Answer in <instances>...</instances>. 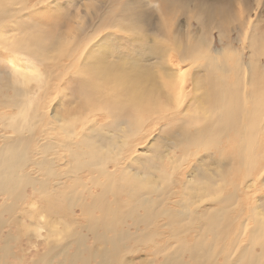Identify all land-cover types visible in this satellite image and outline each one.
Masks as SVG:
<instances>
[{"label": "bare ground", "instance_id": "obj_1", "mask_svg": "<svg viewBox=\"0 0 264 264\" xmlns=\"http://www.w3.org/2000/svg\"><path fill=\"white\" fill-rule=\"evenodd\" d=\"M28 1L0 0V56L19 76L11 80L18 89L0 94V109H15L14 114L0 117V194L9 197L30 190L37 198L38 204L30 203L28 209L33 210L24 215L33 237L43 236L41 230L46 233L49 251L39 261L130 264L127 256L149 244L158 245L160 236L175 245L167 252L163 244L153 254L160 256L157 264H221L219 257L222 264H263L264 215L255 214L253 226L242 224L232 236L243 205L241 195L247 196L251 187L233 180L240 170L243 179L264 174V105L253 102L248 108L253 98L246 92L254 80L247 79L248 70L256 68L264 49L260 25L249 18L236 21L244 25L243 38L249 40L243 44L249 53L246 65L226 45L228 26H235L233 8L239 5L240 17H249L250 1L111 0L118 6L111 23L106 22L113 9L112 4L107 6L110 0H65L69 3L64 7L58 0L51 6H45L47 0H35L31 7H37L38 17H23L30 9ZM146 4L150 14L143 10ZM179 15L184 17L183 26L175 30L187 40L181 48L164 20ZM61 17L66 23L58 24ZM64 27L67 30L60 32ZM113 28L125 38L115 41L111 32L103 33ZM214 33L221 47L212 52ZM64 58L65 70L77 66L72 74L82 79L81 101L67 112L70 121L66 116L48 121L57 139L46 138L38 130L47 115L41 92L47 95L44 80L58 77ZM190 97L206 102V107L203 103L186 107ZM103 118L108 120L105 138L84 137L90 127L92 133L100 131L95 124ZM171 118H183L184 124L191 120L196 132H201V122L217 127L209 131L207 144L218 150L220 160L229 162L226 170L218 168V175L231 178L214 183L203 165L208 177L188 176L181 181L188 160L206 150L200 138L185 146L186 141H181V147L164 154L166 164L144 163L137 169L138 162L129 159L136 137L150 125L172 123ZM192 147L194 152L183 153ZM54 149L62 154L50 155ZM33 154L38 158L31 160ZM231 206L234 211H228ZM68 215L78 232L69 233ZM189 236L193 242L185 240ZM57 257L61 258L54 260ZM147 264L155 263L149 259Z\"/></svg>", "mask_w": 264, "mask_h": 264}, {"label": "rangeland", "instance_id": "obj_2", "mask_svg": "<svg viewBox=\"0 0 264 264\" xmlns=\"http://www.w3.org/2000/svg\"><path fill=\"white\" fill-rule=\"evenodd\" d=\"M53 0H47L45 2V6H51L54 3H51ZM250 1V2H249ZM35 0H30L27 2V6L30 7V9L26 12L27 16L23 17H38L36 16L38 9L37 7H31L34 4ZM58 3H60L61 6L64 7V5L68 4L69 2H66L65 0H58ZM89 2V1H88ZM250 3V13L248 16H243L240 17L239 13V5H235L233 8L235 12V16L233 17L234 20V25L231 24L227 29L229 34L226 45L229 43V47H231L238 55H240L241 60L243 64L248 62V47L244 46L243 44H248V39H244V25L242 26L241 19H244L246 22L248 21V18L253 22L252 24L259 26L260 25V30H259V36L262 41H264V0H248ZM145 3L153 4L155 3L154 0H145ZM259 3V4H258ZM110 4L112 9V14L106 16V22L111 23L110 19L115 15L117 12L118 6L117 2L113 4V1H109L107 6ZM148 4L145 5L143 8L144 11H147V13L150 14V10L147 6ZM79 6V5H78ZM144 6V5H143ZM69 9H73L74 7H71L68 5ZM81 9V8H80ZM35 10V12H33ZM63 10V8H62ZM62 10L60 13H62ZM29 12L33 13L32 15H28ZM65 15L64 13H62ZM55 18V17H54ZM257 18V19H256ZM53 19V17L51 18ZM71 20V17H69ZM184 17L179 15L177 17H170V16H165L164 20L165 22L169 23L167 25V30L169 31V35L174 38L175 44H178V48H181L182 45L186 44L187 40L184 36H181V33L176 31L175 29L178 27L179 29L182 28V23ZM240 21L241 26H238L236 21ZM71 22V21H70ZM60 23H66L65 17H61V19L58 20V24ZM194 23L193 29L196 26L195 22ZM180 25V26H179ZM232 27V28H231ZM250 27V26H249ZM67 29L64 27L63 29L60 30L66 31ZM195 30V29H194ZM111 32L110 35H113L115 41L120 40L121 38H125V35L122 33V31H119L118 28H113L111 30L105 29L103 33ZM18 33V31H16ZM21 34V33H20ZM177 39V40H175ZM171 43V42H170ZM125 47L126 45L123 44ZM171 48L173 49V44L171 43ZM135 46V44H134ZM225 46V45H224ZM221 45L218 43L217 39V34L214 33V38L212 40L211 44V51L215 52L219 50ZM146 48L143 49L145 51ZM178 51V50H177ZM34 65V61H31ZM258 65L256 68L251 71V69L248 70L247 74V79L249 80L253 78L254 80L252 81L251 88H247L246 92L250 91V94L253 98V100H248L247 106L248 108L252 107V103L254 102L256 105H264V49H262L261 53H259L258 60H257ZM61 65H63L64 69H59L57 71L58 77L54 79L48 78L44 80V87L47 89V95H44V91L41 92V95L43 97V104H45L47 115L43 118L41 125L39 127V131H44L43 134H45L46 138H52L56 137L55 132L51 130L50 125L48 121L54 120V118H62L65 117L66 121L71 120L70 115H66L67 112L72 111L78 105L81 101V87H82V79L79 77H76L72 74V72L77 70V66L75 65H70L68 69L65 70L67 67V60L64 58L61 61ZM178 65V63H175V66ZM183 66V64H181ZM246 65V64H245ZM155 70V68H153ZM197 70V68L194 69V71ZM66 72L65 75H62ZM251 71V72H250ZM60 74V75H59ZM54 76V75H53ZM16 77H19L18 74L13 70V67L7 64L6 60L4 57L0 56V94L2 96L9 95L12 92V89H16L19 86H12L11 85V80L16 79ZM231 79V76H230ZM180 83V81H178ZM178 82L175 84L176 88L178 86ZM10 84V89L7 90V86ZM33 85V83H32ZM56 87V89H55ZM18 89V88H17ZM176 92V89H175ZM260 95V96H259ZM192 103V104H191ZM201 103L204 104L206 107V102H200V100L194 99L193 97H190L189 101L185 102V106H190L192 109L194 107L201 106ZM15 113V109H10V108H2L0 109V117L2 116H9L11 114ZM261 116V111L258 114ZM165 126H162L164 122H162L159 125L156 126H148L146 127L142 133L136 137V142H135V147L130 151L129 154V159L134 158L132 160V163L138 162V164L135 165L140 168V166L144 163L147 164V166L155 165V164H166V160L164 159V154L170 155L171 152L173 151V148H178L182 146L181 141L185 140L186 143L183 145L190 144L196 140V138H200L203 141V144H205L206 150H200L197 152V155L193 157L192 159L188 160L189 163V168L187 169V174L184 176H181L180 179L182 182L183 177L185 179L188 176H192L195 178L197 176L198 179L208 177V173H205L203 171L202 166L207 165L209 169L211 180L214 183L220 182V179H229L231 176H228L226 174L218 175V168L219 167H224V170H226L229 165L225 161L220 160L218 157V150L216 148H213L212 145L207 144L208 139H209V131H217L218 128L214 127L212 128L209 123L207 122H201L199 127L201 129V132H196L198 128L195 129L193 123L190 121L187 123H183V118L180 120L177 119H170ZM2 120H0L1 122ZM59 121V120H58ZM107 119H98L96 120L95 127L100 130L96 133H92L93 128L90 127L86 133L84 134V137H87L88 140H103L105 138L104 135V129L107 126H104L107 124ZM48 123V124H47ZM1 129V127H0ZM150 137H155L154 141L151 140L149 141ZM184 137H187L186 139H183ZM57 139V137H56ZM42 142L41 137L39 138V143ZM152 142L154 143L153 146H151ZM57 149V148H56ZM56 149H54L50 155H55V157L58 154H62V151L58 149L57 154H55ZM186 148L183 150V153H192L195 151V148ZM192 149V150H191ZM235 150H237L236 147H234ZM151 150V152L149 151ZM182 150V148H181ZM194 150V151H193ZM191 151V152H190ZM150 152V153H149ZM149 153V154H148ZM182 153V152H181ZM158 156L157 158H153V156ZM38 156L34 155L31 157V160L37 159ZM240 162V159L238 160ZM133 164V167H134ZM151 164V165H150ZM227 166V167H225ZM237 165H233L235 167ZM239 174V175H238ZM237 174V178H235V182H240L244 186H251L247 188V196H243V205L241 206V211L239 218L236 220L234 224V229H233V239L236 236V232L238 229H240V226L242 224H246L249 227L253 226L254 222L252 220L253 216L255 214H261L264 215V174L255 179V180H249V179H243L245 177L244 172L240 170V173ZM242 177V178H241ZM196 179V178H195ZM238 179V181H236ZM253 185V186H252ZM36 201L37 203V198L32 195L30 190H27L26 192H21V191H15L11 194L9 197H5L4 195L0 194V264H42L39 259L42 255L47 253L49 250L47 249L46 243L44 242V236H45V231L41 230L42 235L41 237H33L32 236V231L31 229L27 228V219L24 213H28L33 210V209H28V205L30 203H34ZM38 204V203H37ZM131 204H128L126 207L129 208ZM235 206V205H234ZM231 206L228 208V211H234L235 207ZM256 208V209H255ZM77 214H78V209H76ZM52 215H55L54 211L48 212ZM73 218L71 216H67V223L70 226L69 227V233L74 231L78 232L80 229L77 225L73 223ZM79 221H81L82 218L78 217ZM59 228H61V224L59 225ZM83 229H81L82 232ZM167 229H163V232L166 231ZM132 232V229L130 230ZM84 232H86L84 230ZM185 240L188 242H193L194 239H192L190 236L185 237ZM244 241V239H242ZM91 242V241H90ZM89 242V243H90ZM88 243V246L90 245ZM158 245H154V243L149 244L148 246L144 247V249L136 254H132L127 256L129 258L130 264H147L149 259L153 260V263L157 264L159 262L160 256L158 255V258H153V254L157 252V250L161 249V246L164 244L167 247V252L172 251V247L175 245L173 240H168V239H163L160 236L156 239V242ZM60 242L57 243V247L59 246ZM244 244V243H243ZM74 246V244H72ZM133 244H131L132 246ZM6 247L9 249V251H4L3 248ZM256 251L259 252L260 249L257 247ZM61 257H57L54 260L60 259ZM219 263H223V260L221 257L218 258ZM90 264H95L94 260L89 261ZM264 264V262H263Z\"/></svg>", "mask_w": 264, "mask_h": 264}]
</instances>
